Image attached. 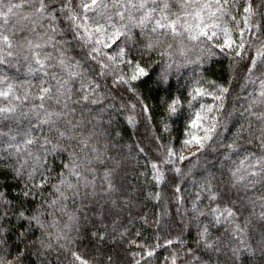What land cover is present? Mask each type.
<instances>
[{
  "label": "snow or ice",
  "instance_id": "snow-or-ice-1",
  "mask_svg": "<svg viewBox=\"0 0 264 264\" xmlns=\"http://www.w3.org/2000/svg\"><path fill=\"white\" fill-rule=\"evenodd\" d=\"M0 264H264V0H0Z\"/></svg>",
  "mask_w": 264,
  "mask_h": 264
},
{
  "label": "trees",
  "instance_id": "trees-1",
  "mask_svg": "<svg viewBox=\"0 0 264 264\" xmlns=\"http://www.w3.org/2000/svg\"><path fill=\"white\" fill-rule=\"evenodd\" d=\"M227 60H221L220 63H215L210 65L212 71L215 73V78H227Z\"/></svg>",
  "mask_w": 264,
  "mask_h": 264
}]
</instances>
